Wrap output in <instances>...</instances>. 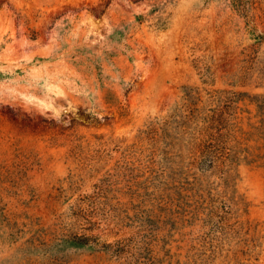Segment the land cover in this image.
Here are the masks:
<instances>
[{
  "label": "rangeland",
  "instance_id": "1",
  "mask_svg": "<svg viewBox=\"0 0 264 264\" xmlns=\"http://www.w3.org/2000/svg\"><path fill=\"white\" fill-rule=\"evenodd\" d=\"M0 264H264V0H0Z\"/></svg>",
  "mask_w": 264,
  "mask_h": 264
}]
</instances>
